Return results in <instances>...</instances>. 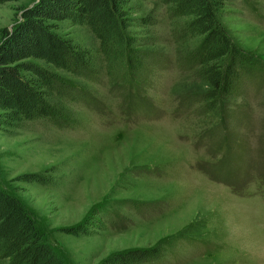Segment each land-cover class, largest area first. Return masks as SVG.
Listing matches in <instances>:
<instances>
[{
	"label": "rangeland",
	"instance_id": "rangeland-1",
	"mask_svg": "<svg viewBox=\"0 0 264 264\" xmlns=\"http://www.w3.org/2000/svg\"><path fill=\"white\" fill-rule=\"evenodd\" d=\"M35 1L0 0V29ZM222 1L220 24L264 63V0ZM124 9L134 46L153 55L139 72L116 67L112 78L86 25L46 21L89 50L99 77L90 81L48 68L85 86L102 109L64 100L73 121L68 128L45 119L0 125V186L41 224L65 264H101L113 252L157 243L163 255L141 264H264L262 79L246 80L242 95L224 107L232 111L228 119L207 111V84L177 64L185 45L193 48L201 38L177 43L172 32L184 19L170 18L160 0H130ZM129 84L134 98L125 102ZM204 171L232 175L237 185ZM33 173L48 181L22 180ZM133 201L146 204L134 209ZM86 216L96 227L90 235L62 230ZM0 264L7 261L0 258Z\"/></svg>",
	"mask_w": 264,
	"mask_h": 264
},
{
	"label": "trees",
	"instance_id": "trees-1",
	"mask_svg": "<svg viewBox=\"0 0 264 264\" xmlns=\"http://www.w3.org/2000/svg\"><path fill=\"white\" fill-rule=\"evenodd\" d=\"M129 1L36 0L31 6L22 8L14 24L0 29V125L45 119L57 128H68L73 121L61 106L60 102L64 100L82 102L101 111L85 86L48 68L51 66L90 81L99 77L89 50L53 32L46 21L69 20L86 25L99 41L98 51L107 76H115L116 67L139 72L153 54L136 48L135 39L127 32L129 18L124 7ZM160 1L168 5L170 18L184 19L172 32L177 43L201 38L193 48L185 45V52L177 64L207 84L208 88L202 94L206 110L221 112L228 119L232 111L224 107L230 106L231 99L242 95L246 80L261 78L264 84V63L236 45L218 21L217 11L222 7V0ZM141 21L143 24L151 22L147 18ZM133 89V84L126 87L125 95L121 96L125 102L134 98L128 93ZM121 90L124 92L125 88ZM52 98L58 102H51ZM204 172L215 181L237 185L238 181L232 175L213 176ZM21 178L27 182L48 181L38 173L24 174ZM145 204L133 201L132 208L138 209ZM93 227L86 216L62 230L73 235H90ZM163 253V243L127 248L111 253L101 264L147 263L160 258ZM0 258L7 264H65L63 254L48 242L41 224L18 198L1 186Z\"/></svg>",
	"mask_w": 264,
	"mask_h": 264
}]
</instances>
